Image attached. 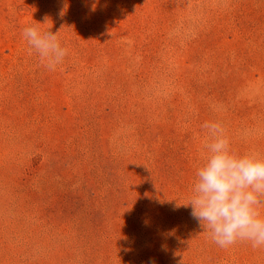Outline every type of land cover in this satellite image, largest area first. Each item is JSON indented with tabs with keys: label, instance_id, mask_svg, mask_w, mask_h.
Segmentation results:
<instances>
[{
	"label": "rangeland",
	"instance_id": "rangeland-1",
	"mask_svg": "<svg viewBox=\"0 0 264 264\" xmlns=\"http://www.w3.org/2000/svg\"><path fill=\"white\" fill-rule=\"evenodd\" d=\"M205 122L264 153V0H0V264H264L177 207Z\"/></svg>",
	"mask_w": 264,
	"mask_h": 264
},
{
	"label": "clouds",
	"instance_id": "clouds-1",
	"mask_svg": "<svg viewBox=\"0 0 264 264\" xmlns=\"http://www.w3.org/2000/svg\"><path fill=\"white\" fill-rule=\"evenodd\" d=\"M50 29L25 26L21 37L29 54L34 53L41 64L54 71L69 51L62 45L59 31ZM202 128L207 139L190 195L177 207H190V216L218 247L248 243L254 250L264 251V153L233 151L219 122H205Z\"/></svg>",
	"mask_w": 264,
	"mask_h": 264
}]
</instances>
